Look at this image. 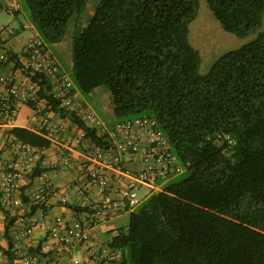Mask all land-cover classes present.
I'll return each mask as SVG.
<instances>
[{"label":"trees","instance_id":"16d2710c","mask_svg":"<svg viewBox=\"0 0 264 264\" xmlns=\"http://www.w3.org/2000/svg\"><path fill=\"white\" fill-rule=\"evenodd\" d=\"M88 2L23 0L47 44L71 32ZM207 2L239 37L263 24L264 0ZM199 10L200 0H100L88 25L73 33L80 91L108 88L117 122L153 117L185 167L184 179L178 175L148 196L112 238L120 254L113 264H264V31L202 74L201 54L189 39ZM9 54L23 66L20 54ZM33 79L39 96L58 109L49 79ZM64 115L106 144L74 112ZM6 132L24 144L50 146L24 127ZM13 247L11 239L7 248L0 244L12 262Z\"/></svg>","mask_w":264,"mask_h":264},{"label":"built area","instance_id":"2783aa9c","mask_svg":"<svg viewBox=\"0 0 264 264\" xmlns=\"http://www.w3.org/2000/svg\"><path fill=\"white\" fill-rule=\"evenodd\" d=\"M20 58L23 66L19 72L6 76L2 72L6 53L0 55V84L5 86L0 92V132L16 122L20 105L27 104L33 111L27 129L49 140L50 146L37 148L13 136L18 142L16 151L11 157H0V238L9 239L12 232L15 242L23 243L31 240L37 230H42L54 240L50 255L28 251L22 257V264H56L66 255L73 264H112L117 258L113 249L108 252L104 248L88 261L71 253L93 243V228L120 212L135 211L153 192L162 191L170 179L184 173L185 167L153 117L121 121L109 130L96 112L81 102L75 81L50 52L37 29ZM36 74L49 79L51 94L59 101L58 109L39 96L41 86L33 79ZM73 112L96 130L106 144L95 142L86 128L64 115ZM49 148L54 156L43 153L42 150ZM139 152L143 153V169L128 170L125 157ZM38 170H43L42 174L33 177ZM70 171L82 181L77 191L79 206L71 207L81 211L83 217L75 221L49 215L55 199L65 205L74 203L67 192L52 181L35 183L30 197L25 191L29 183H34V178ZM92 186L99 189L103 202L93 199ZM143 188H148L149 193L140 195ZM114 192L118 197L112 199Z\"/></svg>","mask_w":264,"mask_h":264},{"label":"crops","instance_id":"0c3cea01","mask_svg":"<svg viewBox=\"0 0 264 264\" xmlns=\"http://www.w3.org/2000/svg\"><path fill=\"white\" fill-rule=\"evenodd\" d=\"M1 13H13L15 14L16 17H19L20 14L25 13V9L23 8L22 3L19 0H0V14ZM35 30L36 28L31 19L28 20L27 22L21 23L19 27L15 25H7V24L0 25V37L4 42L2 43L3 45L0 46V55L6 53V59L2 61L3 74L8 76L15 72H19L18 70L19 68L16 67V62L10 59L9 52L13 50L18 54H20V56H22L29 41L32 39L33 35L35 34ZM4 89L5 86L3 84H0V92L3 91ZM78 93L80 95L81 102L86 106H88L83 96V93L79 90V88H78ZM32 113L33 111L29 105L27 104L20 105L17 120L12 126L9 127L17 126V127L28 128L31 125L30 118ZM103 122L107 125L109 130H113L116 124L118 123L117 119L114 121V123L111 124L105 121ZM9 127H3L0 132V157H5V158L11 157V155L14 154V151H16L18 147V142L15 140V138L12 135L4 133V130ZM42 151L47 156L50 157L54 156V152L50 148L44 149ZM125 165L126 168L131 171L142 170L144 167L143 153L139 152L126 156ZM78 179L79 178L74 171L64 172L61 175L49 174L46 178H41V177L34 178L33 180L34 183H29L25 191L28 194L27 197H30V194H32L34 190L35 183L42 182L43 180L52 181L56 185L63 188V190L67 192L71 201H74V203H70V205H65L58 202V200L55 199L53 200V204L49 209V215L51 217L63 216L67 220L75 221L76 219L83 217V214L80 213L81 211H77L71 207V205L79 206L78 205L79 197L77 191H78V185L80 184L81 180L79 181ZM143 189L147 190L144 195L149 193L148 188H143ZM91 194L94 200L98 202L104 201V198L101 196V194L99 193V189L96 186L91 187ZM117 197L118 195L115 192L111 194L112 199ZM132 212L133 211L120 212L119 214H117L107 222L93 228V230L91 231L93 236V243L90 244L89 246H82L77 248L76 250L72 251L71 255H74L75 257L82 259L84 261H88L91 259V256L93 254L103 252L104 248H106L108 252H110V250H112V248L110 247V241L116 234H118V231L120 229H115V228L107 229L106 224L110 223L114 219H117V217H119L123 213L132 214ZM106 233H108L109 237L104 239L103 235ZM9 235H10L9 239L5 238L4 236H1L0 244L3 247L7 248L9 246V242L11 239L14 244L12 252L15 254L16 258L15 261L12 262L8 257V255L4 253L2 250H0V264H22V257L28 251H39L41 254L46 256V255H50L51 251L53 250L52 248L54 247V240L50 239L48 235L42 230H37L35 232L34 237H32L31 240L23 243L15 242L12 232H9ZM116 256L118 257L120 256V254L116 253ZM56 264H73V263L70 260V256L66 255L63 256ZM90 264H95V263L90 262Z\"/></svg>","mask_w":264,"mask_h":264},{"label":"rangeland","instance_id":"374dc122","mask_svg":"<svg viewBox=\"0 0 264 264\" xmlns=\"http://www.w3.org/2000/svg\"><path fill=\"white\" fill-rule=\"evenodd\" d=\"M22 3L25 13L16 17L13 13H1L0 25H15L20 26L21 23L32 20L30 12ZM100 0H89L85 12L79 17V20L73 23L72 30L65 38L54 44H48L49 50L61 62L63 69L74 80L73 59H72V36L77 30L86 27L88 22L95 13L97 5ZM264 31V18L263 24L258 32L249 35L248 37H239L224 29L221 22L216 18L211 10L207 0H200V10L197 18L190 25L189 39L191 44L199 50L202 58L200 71L202 74L210 72L214 64L224 54L240 49L246 44L254 41L260 32ZM76 84V83H75ZM77 86V84H76ZM78 87V86H77ZM80 90V89H79ZM83 96L89 107H92L96 114L105 122L114 123L116 120L114 115V108L111 105V93L108 88L100 87L91 93H83ZM186 174H180L177 180H182ZM146 189H142L139 193L144 195ZM131 213H123L117 219L106 224V228L127 229L130 224ZM104 239L108 238V233L103 235Z\"/></svg>","mask_w":264,"mask_h":264}]
</instances>
